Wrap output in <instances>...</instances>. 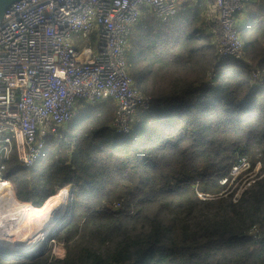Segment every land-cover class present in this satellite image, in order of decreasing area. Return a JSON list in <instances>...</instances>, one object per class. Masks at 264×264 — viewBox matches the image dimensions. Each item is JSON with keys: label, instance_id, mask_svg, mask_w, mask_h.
Instances as JSON below:
<instances>
[{"label": "trees", "instance_id": "16d2710c", "mask_svg": "<svg viewBox=\"0 0 264 264\" xmlns=\"http://www.w3.org/2000/svg\"><path fill=\"white\" fill-rule=\"evenodd\" d=\"M205 11L199 0L160 21L143 8L125 59L150 101L127 132L105 99L81 106L32 166L11 153L17 201L40 207L65 186L69 197L38 247H0V264H264V0L236 15V60L219 59ZM241 157L259 174L234 198L219 180Z\"/></svg>", "mask_w": 264, "mask_h": 264}, {"label": "built area", "instance_id": "2783aa9c", "mask_svg": "<svg viewBox=\"0 0 264 264\" xmlns=\"http://www.w3.org/2000/svg\"><path fill=\"white\" fill-rule=\"evenodd\" d=\"M199 0H15L0 18V195L11 192L5 162L32 166L79 106L112 99V126L127 132L149 97L127 72L125 48L143 8L160 21ZM220 60L242 57L238 13L255 0H202ZM245 157L230 172L247 165ZM221 183L227 178L221 177ZM254 179L247 182L249 185ZM243 186L233 197L239 196ZM63 255V248L60 254Z\"/></svg>", "mask_w": 264, "mask_h": 264}, {"label": "bare ground", "instance_id": "6f19581e", "mask_svg": "<svg viewBox=\"0 0 264 264\" xmlns=\"http://www.w3.org/2000/svg\"><path fill=\"white\" fill-rule=\"evenodd\" d=\"M65 200L66 191L61 190L48 197L41 207H35L27 202L17 201L8 192L5 197L0 198V245L21 249L35 243L61 216ZM26 227L27 233L24 232Z\"/></svg>", "mask_w": 264, "mask_h": 264}, {"label": "rangeland", "instance_id": "374dc122", "mask_svg": "<svg viewBox=\"0 0 264 264\" xmlns=\"http://www.w3.org/2000/svg\"><path fill=\"white\" fill-rule=\"evenodd\" d=\"M81 106H79L77 108V110L75 111V114H74V118L77 116L78 112H79V109H80ZM66 127V125L63 127V129ZM246 158V157H245ZM246 162L247 165H241L238 169V171L236 173H231L229 172L225 177L227 178L226 180V184H225V187L223 188V190L221 191L222 192H225L226 194H231L233 192V195L239 191V189L243 186H246L248 187L249 185H247V182L248 181H251L252 179H255L258 174H259V163L258 164H255L254 166H252L247 158H246ZM221 180V179H220ZM61 190H65L66 191V200H65V204H64V210L62 213L65 212L66 208H67V205H68V187L65 186L64 188L60 189L58 192H60ZM57 192V193H58ZM7 190H5V193L1 194L0 195V198L2 197H5V195H7ZM11 194L13 196V193H12V189H11ZM2 196V197H1ZM47 200V199H46ZM23 203V202H22ZM30 204V203H29ZM44 204V203H43ZM42 204V205H43ZM32 205V204H31ZM41 205V206H42ZM33 206V205H32ZM40 206V207H41ZM37 207V206H35ZM28 231V228L26 227L25 228V231L27 233ZM50 233V230L49 231H46L44 232L43 234H41L37 239H36V242L27 246V247H23V248H9V247H6V246H3V245H0V247L2 248H5L7 250H23L24 248H28V247H32V248H36L39 246V244L41 243V241L43 239H45L47 237V235H49ZM45 235V236H44ZM50 246V241L47 243V246L46 248H49ZM62 244L61 242H52V245H51V252H52V249L54 250V252L56 254H60L62 252Z\"/></svg>", "mask_w": 264, "mask_h": 264}, {"label": "water", "instance_id": "95a60500", "mask_svg": "<svg viewBox=\"0 0 264 264\" xmlns=\"http://www.w3.org/2000/svg\"><path fill=\"white\" fill-rule=\"evenodd\" d=\"M15 0H0V18L2 17V14L5 10V8ZM63 215V213L61 214V216ZM60 216V217H61ZM58 217L47 229V231H49L51 229V227L57 222V220L60 218ZM29 249L32 248V247H28ZM28 248H24V249H28Z\"/></svg>", "mask_w": 264, "mask_h": 264}]
</instances>
